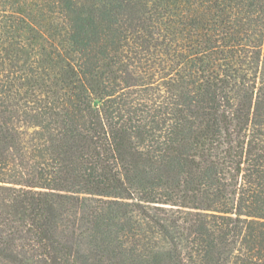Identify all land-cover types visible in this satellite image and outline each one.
I'll list each match as a JSON object with an SVG mask.
<instances>
[{
    "label": "trees",
    "instance_id": "16d2710c",
    "mask_svg": "<svg viewBox=\"0 0 264 264\" xmlns=\"http://www.w3.org/2000/svg\"><path fill=\"white\" fill-rule=\"evenodd\" d=\"M0 264H264V0H0Z\"/></svg>",
    "mask_w": 264,
    "mask_h": 264
}]
</instances>
